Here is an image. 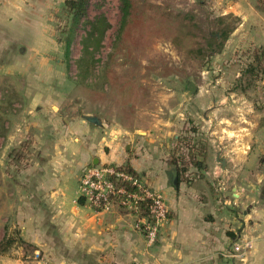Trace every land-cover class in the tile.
Wrapping results in <instances>:
<instances>
[{"label": "crops", "instance_id": "obj_1", "mask_svg": "<svg viewBox=\"0 0 264 264\" xmlns=\"http://www.w3.org/2000/svg\"><path fill=\"white\" fill-rule=\"evenodd\" d=\"M63 2L0 0V264H32L34 251L46 264H264V75L245 83L240 57L264 48V12L255 0L221 13L240 22L217 54L220 72L229 56L240 66L231 83L221 74L199 92L205 169L184 174L170 162L174 148L134 144L129 133L81 116L89 113L73 118L47 91L64 81L45 79L56 48H48L32 10ZM35 72L43 79H33ZM100 164L130 167L163 196L168 217L155 255L133 217L80 199L82 171Z\"/></svg>", "mask_w": 264, "mask_h": 264}, {"label": "rangeland", "instance_id": "obj_2", "mask_svg": "<svg viewBox=\"0 0 264 264\" xmlns=\"http://www.w3.org/2000/svg\"><path fill=\"white\" fill-rule=\"evenodd\" d=\"M130 2L129 16L121 25L119 0H88L86 19L102 15L109 26L94 56V75L84 82L76 81L82 25L66 55L57 41L67 22L62 7L42 8L38 13L32 10L33 18L42 17L41 22L35 23H40L41 31L46 33L48 48H56L47 57L50 71L45 79L64 81L63 86L58 84L47 91L60 98L61 108L73 118L89 113L101 120V127L107 132L129 133L134 144L172 150L177 147V140L193 129L204 134L198 99L199 92L208 88L207 83L215 82L221 74L225 85L236 79L240 64L229 56L225 59H229V66L220 72L223 61L210 52L208 39L212 35L219 38L220 31L231 32L238 27L240 18L231 12L223 18L221 13L232 6L242 9L245 5L239 0ZM240 57L246 63L243 53ZM33 75V79H43L36 72ZM248 78L249 82L254 79L246 74L245 83ZM190 82L195 85L191 94ZM144 240L146 243L145 237ZM148 246L155 255V242Z\"/></svg>", "mask_w": 264, "mask_h": 264}, {"label": "trees", "instance_id": "obj_3", "mask_svg": "<svg viewBox=\"0 0 264 264\" xmlns=\"http://www.w3.org/2000/svg\"><path fill=\"white\" fill-rule=\"evenodd\" d=\"M255 3L257 9L264 12V0H255ZM87 6L88 0H64L61 13H63L67 22L60 29L61 37L57 38V41L63 45L64 53L67 55L76 30L81 25L84 28L79 41L80 56L76 61L77 82H84L94 75V56L100 50L105 31L109 26L102 15H97L92 20H87ZM130 7V0H119L121 25L125 23L129 16ZM229 33L222 30L219 33V38L213 35L209 37L208 49L211 53L219 54L221 52ZM245 60L247 61L244 63L243 73L251 75L254 78L252 81L259 80L260 75H264V48L260 47L250 50ZM193 130L188 136L177 140V147L173 149V155L170 159L177 172L182 174L188 171L190 166L196 169H205L203 163L207 154V145L202 135ZM125 168L135 174L130 167ZM146 214V210H143L142 215Z\"/></svg>", "mask_w": 264, "mask_h": 264}, {"label": "built area", "instance_id": "obj_4", "mask_svg": "<svg viewBox=\"0 0 264 264\" xmlns=\"http://www.w3.org/2000/svg\"><path fill=\"white\" fill-rule=\"evenodd\" d=\"M79 197L95 211L112 213L120 209L133 217V228L143 234L147 245L155 242L160 227L167 221L163 196L123 166L100 164L85 168L79 178ZM143 210L146 215H142ZM242 255L240 245L235 244L233 256ZM30 263L46 264L38 251L33 252Z\"/></svg>", "mask_w": 264, "mask_h": 264}, {"label": "water", "instance_id": "obj_5", "mask_svg": "<svg viewBox=\"0 0 264 264\" xmlns=\"http://www.w3.org/2000/svg\"><path fill=\"white\" fill-rule=\"evenodd\" d=\"M195 91V85L190 82L188 85V92L191 94ZM83 117V119H85L86 121H88L89 123L96 125V126H100L101 125V120L94 115H81ZM220 163L223 164V162L220 160ZM171 183L174 187L177 186V173L176 171L172 172L171 175Z\"/></svg>", "mask_w": 264, "mask_h": 264}]
</instances>
